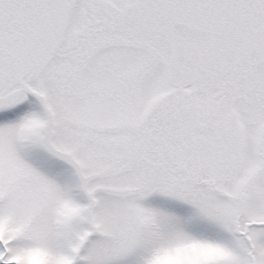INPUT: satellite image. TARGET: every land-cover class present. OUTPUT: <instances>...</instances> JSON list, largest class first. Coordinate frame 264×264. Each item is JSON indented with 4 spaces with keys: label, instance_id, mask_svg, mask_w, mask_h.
Returning a JSON list of instances; mask_svg holds the SVG:
<instances>
[{
    "label": "snow or ice",
    "instance_id": "6c2138e0",
    "mask_svg": "<svg viewBox=\"0 0 264 264\" xmlns=\"http://www.w3.org/2000/svg\"><path fill=\"white\" fill-rule=\"evenodd\" d=\"M0 264H264V0H0Z\"/></svg>",
    "mask_w": 264,
    "mask_h": 264
}]
</instances>
